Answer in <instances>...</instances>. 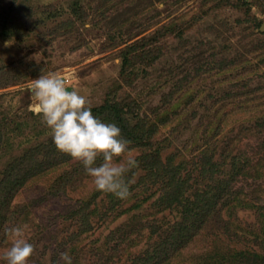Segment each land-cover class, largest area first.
Masks as SVG:
<instances>
[{"label": "rangeland", "instance_id": "1", "mask_svg": "<svg viewBox=\"0 0 264 264\" xmlns=\"http://www.w3.org/2000/svg\"><path fill=\"white\" fill-rule=\"evenodd\" d=\"M263 23L264 0H0V264L13 226L28 264H144L185 219L162 201L170 169L204 213L163 264L264 254ZM48 73L129 141L126 199L56 147L30 90ZM106 104L119 113L94 111Z\"/></svg>", "mask_w": 264, "mask_h": 264}, {"label": "clouds", "instance_id": "2", "mask_svg": "<svg viewBox=\"0 0 264 264\" xmlns=\"http://www.w3.org/2000/svg\"><path fill=\"white\" fill-rule=\"evenodd\" d=\"M30 90L34 110L50 129L56 147L83 165L96 190L126 199L130 195L127 173L138 166V161L128 149L129 141L120 127L95 116L87 98L78 89L66 86L59 74L39 75ZM98 158H102L99 164ZM8 231L11 246L3 253V260L6 264H28L34 247L24 229L13 226ZM61 259L72 264L67 253H62Z\"/></svg>", "mask_w": 264, "mask_h": 264}, {"label": "trees", "instance_id": "3", "mask_svg": "<svg viewBox=\"0 0 264 264\" xmlns=\"http://www.w3.org/2000/svg\"><path fill=\"white\" fill-rule=\"evenodd\" d=\"M120 108L117 107V105H112V104H106L103 105L101 108H94V111H97L98 113H102L105 114V117H112V114L114 115L115 113H119ZM173 171V174L170 176L172 178V181H174L175 183V189L174 191L169 195V196H163L162 197V201L165 202L167 205L169 204V206L177 203L183 206L184 208V221H177L176 225L173 227V229L168 232L165 233L164 235V239L162 238V241L159 242L155 249L152 251H148L145 254H143L144 256V264H163L165 263V261L167 259H169L170 255L176 251V249H178L183 242L184 239V233H185V229L187 228L185 226V222L186 221H194V222H199L202 219H200V217H203V211L199 209H202V207H200V203L202 199L201 197H199L200 195L198 194V196L196 198H191L190 196L185 194V180L182 179V183H180L181 181V176H177L176 177V169H170L169 172ZM166 172V171H165ZM157 174H161L163 175V173H161L160 168L156 171ZM156 175V174H155ZM169 175V174H168ZM180 179V180H179ZM178 180V183H177ZM221 197V195L216 194L215 196H213V203H215L219 198ZM222 199V198H221ZM195 216H199L198 219L195 218ZM149 222V221H148ZM146 222V223H148ZM149 226L153 227L156 226L157 224L155 223V221H153V223L151 224L149 222L148 224ZM241 254H245L243 258H245L247 260L248 263L250 262V259L255 263H264V254L258 253V252H241ZM143 259V258H142ZM253 263V264H254ZM243 264V263H242Z\"/></svg>", "mask_w": 264, "mask_h": 264}, {"label": "water", "instance_id": "4", "mask_svg": "<svg viewBox=\"0 0 264 264\" xmlns=\"http://www.w3.org/2000/svg\"><path fill=\"white\" fill-rule=\"evenodd\" d=\"M261 30L264 31V23L261 26Z\"/></svg>", "mask_w": 264, "mask_h": 264}]
</instances>
